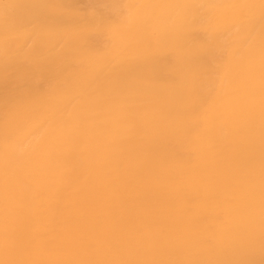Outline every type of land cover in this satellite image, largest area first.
Instances as JSON below:
<instances>
[{
  "label": "bare ground",
  "instance_id": "bare-ground-1",
  "mask_svg": "<svg viewBox=\"0 0 264 264\" xmlns=\"http://www.w3.org/2000/svg\"><path fill=\"white\" fill-rule=\"evenodd\" d=\"M20 65L0 264H264V0H0Z\"/></svg>",
  "mask_w": 264,
  "mask_h": 264
},
{
  "label": "rangeland",
  "instance_id": "rangeland-1",
  "mask_svg": "<svg viewBox=\"0 0 264 264\" xmlns=\"http://www.w3.org/2000/svg\"><path fill=\"white\" fill-rule=\"evenodd\" d=\"M79 1L82 2L84 0H79ZM31 70L32 69H30V67H28L26 65H20V66L15 68V73H16V75L18 74L17 75V77H18V82L17 83H20L19 84L20 86L15 87V88L13 87V90H10L9 92H7V93H5V94L0 96V104L2 105V110H3V108L5 110H12V109L13 110H17L18 108H20V106L22 105V95H21V92H20V90H21L20 88H22V89L26 88L27 90L36 89L35 91H38V93H39L43 88L44 89L46 88L48 90L50 87L55 86L58 83V81H59L58 77H51L44 83V82H42L41 79L36 77V73H34L33 70L32 71ZM34 78H36V82H35ZM53 81H54V83L52 84ZM47 85H49V86L47 87ZM15 91H17V92H15ZM19 93H20V95L17 96ZM12 96H14V97H12ZM16 101H17V103H16ZM9 105H11V106H9ZM1 118H2V116L0 117V120H2ZM2 124H3L2 121H0V136H1L2 129H3L2 128ZM0 140H1V137H0ZM0 143H1V141H0ZM0 149H1V147H0ZM28 176L30 177L29 174H28ZM31 178H32V176H31Z\"/></svg>",
  "mask_w": 264,
  "mask_h": 264
}]
</instances>
